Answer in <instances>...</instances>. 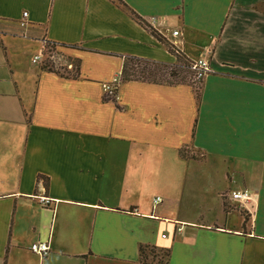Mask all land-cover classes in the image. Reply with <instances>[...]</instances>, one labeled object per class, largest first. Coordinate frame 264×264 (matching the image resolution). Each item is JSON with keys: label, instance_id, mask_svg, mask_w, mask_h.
<instances>
[{"label": "crops", "instance_id": "crops-1", "mask_svg": "<svg viewBox=\"0 0 264 264\" xmlns=\"http://www.w3.org/2000/svg\"><path fill=\"white\" fill-rule=\"evenodd\" d=\"M135 14L208 60L199 97L120 81L126 56L176 62ZM48 42L77 75L42 66ZM141 246L264 264V0H0V264H144Z\"/></svg>", "mask_w": 264, "mask_h": 264}, {"label": "trees", "instance_id": "trees-1", "mask_svg": "<svg viewBox=\"0 0 264 264\" xmlns=\"http://www.w3.org/2000/svg\"><path fill=\"white\" fill-rule=\"evenodd\" d=\"M134 17L139 22L144 23V25H146V27L151 31V33L167 46L168 50L176 56V62L169 63V62L151 60L138 56H126L120 74V81L144 80L155 83H167V84L191 83L186 81V76H182L183 73L182 71L184 67H186L187 69H192L191 65L193 61L189 59L183 53V51L180 50L179 47H177L172 42H169V40H167V38L163 34H161L158 30L152 27V25H149L148 23L146 24L144 19L141 18L139 15L135 14ZM47 44H50L51 46L52 45L55 46L54 43L48 42ZM77 61H78V66L76 68L74 76L79 73L80 60L77 59ZM42 66L44 68L54 70L53 68L49 67L47 64L42 63ZM169 78H173V79H169ZM202 79L203 78L196 79L198 80V82L191 83L196 87L198 97L200 96V92L198 91V83L200 82L201 84ZM105 98L109 99V97L107 96ZM152 249L156 250L155 248L148 246L140 247L141 258L144 264H148L144 259L148 258L147 257L148 252H152L149 251ZM162 251L165 253V260H166L167 256L169 255V252L168 250H162ZM162 263L164 262L159 261V264Z\"/></svg>", "mask_w": 264, "mask_h": 264}, {"label": "rangeland", "instance_id": "rangeland-1", "mask_svg": "<svg viewBox=\"0 0 264 264\" xmlns=\"http://www.w3.org/2000/svg\"><path fill=\"white\" fill-rule=\"evenodd\" d=\"M43 64H47L49 67L59 70L64 73H69L70 75H74L76 68L78 66L77 59H73L62 51L58 50L55 46H51L50 44H45L43 51ZM169 70V69H168ZM182 76H186V81L195 83L198 82L195 78V74L192 69L183 68ZM173 79V78H169ZM200 82L198 83V91H200ZM152 252H148V258L144 260L148 264H159V261L164 262L165 253L163 251L158 252L157 250H149Z\"/></svg>", "mask_w": 264, "mask_h": 264}, {"label": "built area", "instance_id": "built-area-1", "mask_svg": "<svg viewBox=\"0 0 264 264\" xmlns=\"http://www.w3.org/2000/svg\"><path fill=\"white\" fill-rule=\"evenodd\" d=\"M24 17L28 16V12L25 11L23 13ZM24 24V22L22 23ZM179 33L178 30H175L173 32L174 35H177ZM39 56H35L33 61H38ZM192 70L194 71L195 78L196 79H201L203 78L207 72L210 71V65L207 59L201 58L198 60H194L191 65ZM118 82L119 78H115L112 82L105 83L104 84V90L106 93L109 95H116L117 89H118ZM231 197L237 200H249L251 197V194L248 189H239V190H233L231 192ZM161 200V197L156 196L154 198V202L157 203ZM31 250L37 253H40L41 255H47L49 253V245L47 242H37L33 243L31 245Z\"/></svg>", "mask_w": 264, "mask_h": 264}]
</instances>
